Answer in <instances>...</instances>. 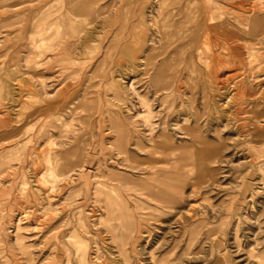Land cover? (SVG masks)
<instances>
[{"label": "rangeland", "instance_id": "rangeland-1", "mask_svg": "<svg viewBox=\"0 0 264 264\" xmlns=\"http://www.w3.org/2000/svg\"><path fill=\"white\" fill-rule=\"evenodd\" d=\"M0 264H264V0H0Z\"/></svg>", "mask_w": 264, "mask_h": 264}, {"label": "bare ground", "instance_id": "bare-ground-1", "mask_svg": "<svg viewBox=\"0 0 264 264\" xmlns=\"http://www.w3.org/2000/svg\"><path fill=\"white\" fill-rule=\"evenodd\" d=\"M86 6H85V4L83 5V8H85ZM148 67V66H147ZM98 191H102L104 194H105V192L101 189V188H99L98 187V189H97ZM111 190V189H110ZM106 195V194H105Z\"/></svg>", "mask_w": 264, "mask_h": 264}]
</instances>
